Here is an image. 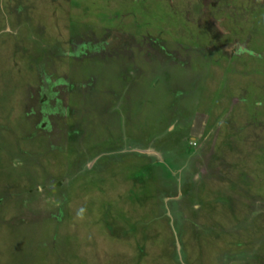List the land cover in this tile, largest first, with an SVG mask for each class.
<instances>
[{"label": "rangeland", "instance_id": "1", "mask_svg": "<svg viewBox=\"0 0 264 264\" xmlns=\"http://www.w3.org/2000/svg\"><path fill=\"white\" fill-rule=\"evenodd\" d=\"M0 264H264V0H0Z\"/></svg>", "mask_w": 264, "mask_h": 264}]
</instances>
